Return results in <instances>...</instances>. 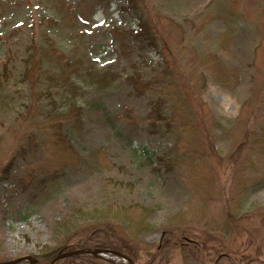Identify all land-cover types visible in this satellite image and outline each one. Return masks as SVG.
<instances>
[{
  "label": "rangeland",
  "instance_id": "374dc122",
  "mask_svg": "<svg viewBox=\"0 0 264 264\" xmlns=\"http://www.w3.org/2000/svg\"><path fill=\"white\" fill-rule=\"evenodd\" d=\"M140 17L154 20L164 32L158 47L129 35L138 30ZM41 19L54 21L40 33L48 34L59 54L44 59L45 75L34 87L51 93L54 111L46 97L35 95L33 105L23 78L33 25ZM165 53L187 81L194 62L208 54H216L229 70L226 83L204 71L199 91L186 86L191 106L199 101L204 115L230 130L216 126L209 133L220 163L173 129L151 132L147 116L156 96L136 90L130 79H157ZM62 59L78 66L66 69L68 81L59 78ZM55 77L61 83H52ZM255 86H261V103L252 113L245 103ZM72 106L81 108L82 124L75 129L64 122L63 132L81 163L59 174L39 169L47 136L31 124H40L47 114H66ZM263 130L264 0H148L139 2L138 10L125 0H0V170L11 165V177L0 181V264L58 247L94 249L90 245L108 235L103 225L91 232L87 224L102 222L103 216L76 215L58 232L55 223L77 210L111 204L128 209L121 216L112 213L139 264H264V158L245 173L234 171L236 147L258 140ZM27 134L36 135L37 146L26 145ZM261 148L264 154V138ZM191 154L194 161H205L203 166L209 163L215 175L203 213L189 175ZM160 158H173V169L160 168ZM148 209H154L150 227L134 237L127 220ZM163 238L176 245L157 254ZM95 257L79 255L56 264H111Z\"/></svg>",
  "mask_w": 264,
  "mask_h": 264
},
{
  "label": "trees",
  "instance_id": "16d2710c",
  "mask_svg": "<svg viewBox=\"0 0 264 264\" xmlns=\"http://www.w3.org/2000/svg\"><path fill=\"white\" fill-rule=\"evenodd\" d=\"M125 2L132 10H138L139 2H148V0H125ZM53 24L54 21L52 20L41 19L40 21L36 22L35 25H33V33L28 49L29 53L27 54V58L24 60L23 78H26L29 82L30 95L33 97L31 102L33 105L37 101L35 95H37V97H46L50 100V104L53 106L54 111L56 109V102L53 100L51 93L48 91L37 92L36 87H34L37 81L42 79L45 75L41 67V63L44 61V59L50 56L56 59L59 54L55 44L49 40L47 36L48 34L46 35L45 33H40L41 29L43 32H45L43 27H48ZM129 35L133 36L138 41L145 42L153 47H158V43L165 40L164 32L159 28L155 21L144 17H140L138 30L130 31ZM164 49L167 51V48ZM166 57L168 56L165 53V68L162 70L161 75L154 81L143 82L139 79V81L135 83L134 80L130 79V83L135 87L136 90H140L141 93L150 91L156 96V100L150 103L151 110L147 116L151 132L158 133L161 129H173L181 138H184L185 140L192 143L190 146H202L204 148L206 157H212V159H215L218 163H220L222 158L215 151L213 140L209 133L213 127H224L220 121L217 120V118H214V116L204 115L205 111L203 104H201L199 101H197L194 106H191L187 99L186 86L188 84V87L192 89L193 93L199 91V89H201L206 82V76L203 74L204 71L208 72L211 75V78L217 82L226 83L230 73L229 70L223 65L216 54H208L203 57H199L194 62V65L188 72L190 80L187 81V78L182 76V72L180 70H174L175 66H171L168 63V59ZM62 63L63 66H59V78H66V81H68L69 76H67L65 73L66 69L73 68L76 70L78 66H73V63L65 61L64 59H62ZM29 75L31 76L29 77ZM56 82L61 83V81L55 77L52 79V83ZM260 88L261 86L259 88L255 86L251 92L249 100L245 103V106L249 112L253 113L261 103L259 95ZM69 90H71L72 93L76 91L74 87L70 88ZM165 107H167L168 112H166ZM27 110H31V108H27ZM41 121L42 122H40V124H31V127L35 126L37 130H44L47 136L45 142L47 156L44 158V161L38 165V168L48 170L53 174H59L68 168H76L81 163V156L76 152L63 130L64 122H67L75 129L81 126V108L72 106L66 114H47V116H45ZM224 129L227 132L230 131L228 128ZM12 131L16 130L13 128ZM29 132H31V130H29ZM263 138L264 130L261 131L258 140L253 141L252 143L243 141L236 147L234 153L236 152L239 154L238 161L235 162L234 171L236 175L242 172L245 173L249 167H256L258 165V160L264 158L261 148ZM233 141L236 142L235 139ZM26 145L30 148L37 146L35 134H27ZM187 148L189 149L188 146ZM23 149L24 148L22 147V151ZM187 157L190 159L189 175L192 178L194 190H196L197 194L200 196L199 206L197 208L198 211L203 213L208 206L207 203L212 193L215 175L210 169L209 163L205 167L203 166L205 161L203 163L194 161L195 156L192 154ZM156 162L160 168L163 167L165 170H171L175 166L173 158H160L156 159ZM10 166L11 165L9 164L7 167H4L2 170H0V181L11 177L9 171ZM108 182L114 188H120V186L122 187V183L112 180H108ZM113 211H117L116 213H119L121 216L123 213H127L128 209L118 204L106 205L103 208H97L91 211L80 209L77 210L72 217L56 222L54 231L58 232L57 230L68 227L72 223L71 219L76 215L84 217L89 213L91 215H99V217L103 216L102 222H97L95 219H93L96 221V223H93V221L87 225L90 227L92 226L91 232L97 231L100 229L101 225H103L102 229L105 230V233L108 236L103 240L90 245L89 248L105 251L109 250L119 254L114 255L109 252H104L100 253L95 258L106 260L110 259L111 264H124V257H126L132 262V264H139L138 257L133 252L131 245L126 242L118 230L117 225H119V223L118 221L115 222V219L118 220V218H113ZM153 214L154 209H148L143 216L127 220L129 226L131 225V228L134 231V237L139 236L150 227L148 218ZM177 217L175 216L173 219L171 218L172 220L170 223L175 222ZM225 225L226 221L224 222V226ZM229 225H232V223ZM168 245H176V242H173L170 238H163L159 244L161 248H159L157 254L163 251L165 249L164 247H167ZM78 249H82V247H58L52 250H47L40 256L35 257L36 264H52L59 255ZM73 257L75 258L76 256ZM68 258L71 257H66L63 259ZM95 258L92 259L96 260Z\"/></svg>",
  "mask_w": 264,
  "mask_h": 264
},
{
  "label": "water",
  "instance_id": "95a60500",
  "mask_svg": "<svg viewBox=\"0 0 264 264\" xmlns=\"http://www.w3.org/2000/svg\"><path fill=\"white\" fill-rule=\"evenodd\" d=\"M100 252H111V253H114L112 251H105V250H88V249H80V250H75V251H70V252H66L60 256H58L56 258V260L58 258H62V257H69V256H76V255H81V254H92V255H97L98 253ZM117 254V253H116ZM29 260L31 262V264H35V260L31 257H27V258H20V259H16V260H13V261H9L5 264H17L21 261H24V260Z\"/></svg>",
  "mask_w": 264,
  "mask_h": 264
}]
</instances>
